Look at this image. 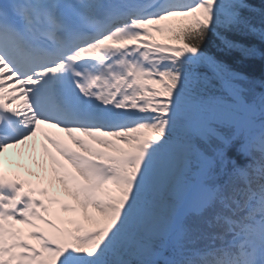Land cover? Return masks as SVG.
I'll list each match as a JSON object with an SVG mask.
<instances>
[{
	"label": "snow or ice",
	"instance_id": "obj_1",
	"mask_svg": "<svg viewBox=\"0 0 264 264\" xmlns=\"http://www.w3.org/2000/svg\"><path fill=\"white\" fill-rule=\"evenodd\" d=\"M261 4L0 0V264H264Z\"/></svg>",
	"mask_w": 264,
	"mask_h": 264
},
{
	"label": "rangeland",
	"instance_id": "obj_2",
	"mask_svg": "<svg viewBox=\"0 0 264 264\" xmlns=\"http://www.w3.org/2000/svg\"><path fill=\"white\" fill-rule=\"evenodd\" d=\"M173 176L174 174H172L170 171L161 174V189L171 191L170 189H171V183L173 181Z\"/></svg>",
	"mask_w": 264,
	"mask_h": 264
},
{
	"label": "trees",
	"instance_id": "obj_3",
	"mask_svg": "<svg viewBox=\"0 0 264 264\" xmlns=\"http://www.w3.org/2000/svg\"><path fill=\"white\" fill-rule=\"evenodd\" d=\"M249 2L251 3V4H253L255 7H257V8H259V7H261L262 6V4H261V0H249ZM253 68H254V70H255V74L257 75V76H259L260 75V65H259V62H255L254 63V65H253ZM158 200L162 203L163 202V195L161 194V193H159L158 194Z\"/></svg>",
	"mask_w": 264,
	"mask_h": 264
},
{
	"label": "bare ground",
	"instance_id": "obj_4",
	"mask_svg": "<svg viewBox=\"0 0 264 264\" xmlns=\"http://www.w3.org/2000/svg\"><path fill=\"white\" fill-rule=\"evenodd\" d=\"M29 163H30V162H29ZM32 167H33V168H34V170H35V166L33 165Z\"/></svg>",
	"mask_w": 264,
	"mask_h": 264
}]
</instances>
